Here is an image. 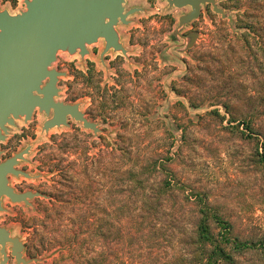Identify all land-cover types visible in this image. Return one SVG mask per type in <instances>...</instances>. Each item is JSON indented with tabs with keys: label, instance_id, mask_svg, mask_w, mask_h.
Listing matches in <instances>:
<instances>
[{
	"label": "rangeland",
	"instance_id": "374dc122",
	"mask_svg": "<svg viewBox=\"0 0 264 264\" xmlns=\"http://www.w3.org/2000/svg\"><path fill=\"white\" fill-rule=\"evenodd\" d=\"M214 1L218 11L211 3L195 11L168 0H123V12L133 11L114 25L121 48L106 49L99 37L83 55L56 52L53 99L76 104L97 130L73 117L46 128L52 112L38 107L6 124L0 163L27 149L15 168L28 173H8L7 184L41 194L29 205L0 198V226L23 242V259L35 258L29 247L38 239L28 216L72 219L91 208L101 231L79 235L94 264H166L183 253L200 217L211 232L246 245L233 264H264V0ZM24 10L25 0H0V11ZM89 69L85 87L78 72ZM63 135L76 146L59 149L72 181L57 196L59 173L40 155L58 152ZM161 160L166 170L155 171L151 164ZM169 177L173 185L155 206L154 191ZM65 244L54 242L27 264H74ZM5 249L0 264H22L11 243Z\"/></svg>",
	"mask_w": 264,
	"mask_h": 264
},
{
	"label": "water",
	"instance_id": "95a60500",
	"mask_svg": "<svg viewBox=\"0 0 264 264\" xmlns=\"http://www.w3.org/2000/svg\"><path fill=\"white\" fill-rule=\"evenodd\" d=\"M176 7L191 5L198 11L200 3H211L218 11L214 0H168ZM123 0H25L26 10L16 15L0 11V139H4L6 124L14 118L24 116L28 119L35 107L49 113L52 117L45 121L44 127L65 123L67 115L81 121L86 128L97 130L94 123L88 121L78 111L76 104L55 101L58 71L49 69L55 60L56 52L79 49L81 55L86 44L105 39V48H121L117 42L114 25L133 9L123 12ZM197 38L192 34L188 43L191 47ZM47 81L43 83L46 79ZM27 149L9 157L0 163V198L7 196L13 202L29 205L30 199L41 195L39 191L15 192L7 184V174H22L25 171L14 168L17 159L23 157ZM1 202V200H0ZM1 209V204H0ZM6 243H11L10 254L17 263L27 264L37 258L23 259V242L18 237H11L0 226V253L3 261L8 256Z\"/></svg>",
	"mask_w": 264,
	"mask_h": 264
},
{
	"label": "trees",
	"instance_id": "16d2710c",
	"mask_svg": "<svg viewBox=\"0 0 264 264\" xmlns=\"http://www.w3.org/2000/svg\"><path fill=\"white\" fill-rule=\"evenodd\" d=\"M92 72L93 69H92ZM79 77H81V83L85 86H89V76L91 73L90 69L86 72H78ZM83 86V88H84ZM96 91L99 92L100 88L96 85ZM101 92V91H100ZM100 95L99 93H97ZM234 121V120H233ZM245 128L249 133H253L256 131L252 122H246ZM75 137H70L63 135L62 141L58 144V152H56L55 148L50 147L49 153L46 155L45 159L48 161H52L49 163L44 159L42 153L40 157L42 158V162H45V165L50 167L52 170H55L59 173V181L58 183L61 185L59 188H55L58 195L61 196L63 194V189L66 187L70 188L71 179L68 174V169L71 167L69 164H64L63 157L59 154L64 150H72L76 145L73 142ZM103 153V151H102ZM123 153H126V150H123ZM108 152L105 156H108ZM50 159V160H49ZM106 159V157H105ZM105 161V160H104ZM162 162V160H161ZM151 164V163H150ZM152 168L155 171L159 170L163 172L165 169L164 163H158V161H154L152 164ZM150 165H147L144 169H149ZM143 172V171H141ZM131 174V173H130ZM133 176V174H131ZM169 179H162L160 181L158 189L154 191L153 198H157V194L161 195L165 193V190L170 188L173 184ZM64 182V183H63ZM136 186L142 187L140 179H135ZM128 187L125 185V188ZM64 203L68 202L67 199L61 200ZM145 201H143L144 203ZM160 200L156 199L155 206H159ZM91 208L83 210L82 208L76 213V216L72 219L65 217L63 218V214L55 211L57 217L49 218V221L44 220V218L37 217L35 215L28 216L26 218L25 223L32 227L33 232L37 235V245L35 247L30 248L29 252L31 256L38 258L41 255L43 250H46L49 246H51L54 242H59V240L66 241V249L67 252L71 255L70 260L74 262V264H94L93 257L89 254V250L82 249L81 240L82 237L79 235L80 233H87L91 236L99 235V231H101V226L97 221V217L94 215L93 211H90ZM57 210V209H55ZM216 220H221L219 217L214 216ZM205 218H199L198 224L194 232H191L188 236L187 247L183 250V253L178 257H173L166 264H233L234 263V254L236 252L243 251L246 248L244 243H238L236 237L230 236L229 233H214L209 229L208 224L204 221ZM65 220V221H64ZM78 228V231L76 230ZM80 232V233H79ZM164 234V233H162ZM101 235V233H100ZM86 239V238H85ZM39 260V259H38Z\"/></svg>",
	"mask_w": 264,
	"mask_h": 264
},
{
	"label": "flooded vegetation",
	"instance_id": "af4514ba",
	"mask_svg": "<svg viewBox=\"0 0 264 264\" xmlns=\"http://www.w3.org/2000/svg\"><path fill=\"white\" fill-rule=\"evenodd\" d=\"M57 76H58V75H57ZM47 79H48V78H46V79L43 81V83H45V82L47 81ZM56 84H57V82H56ZM35 108H36V107H35ZM35 108H34V110H35ZM34 110L32 111V113L34 112ZM50 111H51L52 114H53V109H52V108L49 110V112H50ZM68 117H72V116L67 115L65 121H67ZM14 168H15V165H14Z\"/></svg>",
	"mask_w": 264,
	"mask_h": 264
}]
</instances>
